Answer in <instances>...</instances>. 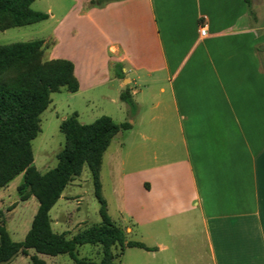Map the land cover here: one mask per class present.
<instances>
[{"label": "crops", "instance_id": "obj_1", "mask_svg": "<svg viewBox=\"0 0 264 264\" xmlns=\"http://www.w3.org/2000/svg\"><path fill=\"white\" fill-rule=\"evenodd\" d=\"M38 1L57 24L51 59L73 63L76 93L101 90L107 116L131 125L100 172L119 137L106 162L111 221L150 250L114 261L264 264V0Z\"/></svg>", "mask_w": 264, "mask_h": 264}, {"label": "trees", "instance_id": "obj_2", "mask_svg": "<svg viewBox=\"0 0 264 264\" xmlns=\"http://www.w3.org/2000/svg\"><path fill=\"white\" fill-rule=\"evenodd\" d=\"M34 1L0 0V31L45 21L48 14L33 10ZM92 3L100 4L101 0ZM43 50V40L0 45V189L23 174L17 188L18 192L26 191L21 199L32 196L38 203L22 241H13L5 225L0 224V264H8L18 254L28 256L29 250L34 251L29 257L30 264H47L37 254L68 255L72 264H114L116 256L126 247L150 250L140 242H126L125 231L111 221L101 197L102 156L118 132L131 128L128 122L116 123L108 116H101L92 123L82 124L73 113L59 125L64 145L56 154L57 165L45 173L34 166L31 142L40 132L39 117L51 103L50 95L62 89L69 93L79 90L73 63L66 59L44 60ZM115 75L119 79L124 77L118 65ZM119 99L135 110L128 90L122 91ZM85 165L100 204L101 222L67 238L52 231L49 212ZM85 244L102 248L99 262L77 257V248Z\"/></svg>", "mask_w": 264, "mask_h": 264}, {"label": "rangeland", "instance_id": "obj_3", "mask_svg": "<svg viewBox=\"0 0 264 264\" xmlns=\"http://www.w3.org/2000/svg\"><path fill=\"white\" fill-rule=\"evenodd\" d=\"M31 8L42 12L45 9L39 1L32 4ZM54 11L56 15H59L62 10L56 8ZM82 25L83 23H80L76 25V28L80 29ZM56 26L55 20L51 22L42 21L0 31V45L44 40L43 59L50 60L51 48L55 43L52 39L54 37L53 29ZM70 43H73L75 47L77 46V49L84 48L87 44L82 35H77ZM62 53L64 52H55L56 55L61 57ZM100 92L101 90L94 89L83 93H69L62 89L50 95L51 103L39 117L40 132L31 142L33 164L40 173H45L57 165L56 154L64 145V136L59 130L60 122L63 119L74 112L78 113L77 119L82 124L92 123L97 118L107 115H113L116 119V116H114L116 114L113 113L114 107L99 98ZM88 97L91 98L90 102L86 101ZM133 113L134 111L132 115ZM127 114L126 111L124 117H127ZM125 119L123 121H126ZM118 140H120L119 137H116L112 141L104 157L105 162L102 171L99 174L101 197L107 201L109 205L108 215L117 225L120 224V220H118L116 204L111 192L110 169L106 162H108V156L115 149ZM130 143L127 145V151L134 149ZM22 181L23 174H19L11 183L0 189V224L5 225L11 239L15 242L24 239L30 228L34 210L38 206L37 201L32 196H29L26 200L21 199L26 192H18L17 188ZM72 182L74 183H70L63 191V196L66 195V198L61 197L49 212L52 231L57 234L65 233L67 238L101 222L100 204L95 197L93 180L86 165L82 168L80 176ZM33 254V250L28 251V256L18 254L8 264H30L29 257ZM37 256L47 264H72V260L68 255L48 256L37 254ZM77 257L98 262L102 257V248L99 245L89 244L80 246L77 248ZM114 264L118 263L114 261Z\"/></svg>", "mask_w": 264, "mask_h": 264}, {"label": "built area", "instance_id": "obj_4", "mask_svg": "<svg viewBox=\"0 0 264 264\" xmlns=\"http://www.w3.org/2000/svg\"><path fill=\"white\" fill-rule=\"evenodd\" d=\"M205 34H206L205 25H204L203 23H201V26H200V28H199V35H200L201 37H204Z\"/></svg>", "mask_w": 264, "mask_h": 264}]
</instances>
